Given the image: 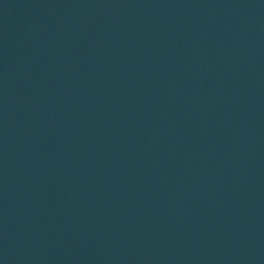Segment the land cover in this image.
Here are the masks:
<instances>
[{
  "label": "water",
  "instance_id": "1",
  "mask_svg": "<svg viewBox=\"0 0 264 264\" xmlns=\"http://www.w3.org/2000/svg\"><path fill=\"white\" fill-rule=\"evenodd\" d=\"M0 264H264V0H0Z\"/></svg>",
  "mask_w": 264,
  "mask_h": 264
}]
</instances>
